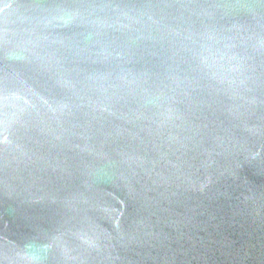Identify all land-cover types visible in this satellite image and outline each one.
<instances>
[{"label": "water", "instance_id": "95a60500", "mask_svg": "<svg viewBox=\"0 0 264 264\" xmlns=\"http://www.w3.org/2000/svg\"><path fill=\"white\" fill-rule=\"evenodd\" d=\"M0 264H264V0H0Z\"/></svg>", "mask_w": 264, "mask_h": 264}]
</instances>
